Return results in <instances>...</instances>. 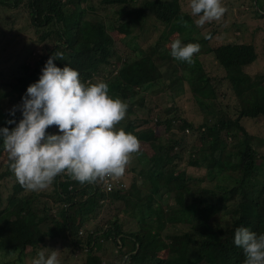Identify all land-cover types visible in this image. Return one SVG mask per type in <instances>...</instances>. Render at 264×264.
<instances>
[{
  "label": "trees",
  "instance_id": "obj_1",
  "mask_svg": "<svg viewBox=\"0 0 264 264\" xmlns=\"http://www.w3.org/2000/svg\"><path fill=\"white\" fill-rule=\"evenodd\" d=\"M103 1L107 4L99 13L104 15L106 24H101L111 28L110 23L115 18L124 17L122 27L112 29L122 33L125 30L127 35L132 31L122 42L130 53L122 51L119 56L113 55V41L101 36L94 38L88 31L86 35L90 23L82 17L85 10L95 8L92 0H0V5L25 14L37 45L23 48L24 58L15 61L17 66L13 71L17 74L5 91L13 92L22 102L28 85L39 79L46 60L55 51H61L65 59L54 63L61 68L67 64L77 70L82 83L106 82L109 96L129 105L116 129L135 135L140 141L139 152L143 150L148 155L145 167L126 166L125 173L132 174L131 183L137 179L148 183L155 203L152 207L149 200L133 201L131 212L138 228L126 230L119 222L125 208L117 204H128L130 190L122 192L121 184H112L111 190L106 191L102 181L81 185L61 175L45 190L26 191L12 177L8 160V169L0 172V178L10 182L8 191H0V250L14 254L17 261L23 262L24 254L37 252L38 248L30 247L44 248L46 240L59 238L60 243L70 245L72 251L84 254L81 264H243V250L234 244L235 229L244 226L257 234L264 233V181L252 177L259 156L253 143L257 141L262 144L261 148L264 146V69L253 74L245 71L256 59V47L251 43L227 42L206 48L211 69L209 74H204L205 78L196 76L195 81L206 83L200 88H208L203 91L207 98L215 99L218 94L226 93L233 96L236 105L231 109L228 106L212 109L214 118L194 128L172 96L169 106L163 109L154 104L150 109L142 96L138 102H133L141 92L157 95L186 83L182 68L180 70L170 55V48L160 46L162 36L155 43L158 46H152L149 52L144 50L140 39L149 30L159 34L168 27L170 32L183 34L195 26L197 17L191 15L187 0ZM254 6L256 8V3L248 0L250 17L262 16L260 12L264 9ZM70 19L72 23L66 27ZM182 21H187L190 27L185 28ZM209 33L212 37L214 30L205 34ZM205 34L201 38L192 37L191 42L203 46L209 40L204 38ZM118 41L121 43V38ZM43 43H48L49 49L34 55L36 47H40L39 51L45 49ZM153 56L156 60L168 61L160 67ZM114 57L118 59L116 64L111 62ZM194 59L200 61L198 54ZM114 66L117 67L99 76L103 67ZM216 72L221 75L217 76ZM9 119L18 123L22 119L21 111L14 117L10 114L4 117L0 128H14L15 124L7 123ZM251 127L259 133L252 132ZM156 130L163 131L168 139L162 141ZM187 130L195 134L197 143L190 145L186 163L207 171L238 172L236 185L229 189L218 184L206 186L187 180L186 174L177 171V163L182 161L185 152ZM47 131L56 133L58 129L50 127ZM226 139L232 144L227 152ZM139 152L131 156L140 158ZM125 173L120 178L125 177ZM171 195L173 202L167 204L165 200ZM228 200H234L236 206L228 210L233 215L223 216L225 224H222L217 212L224 211ZM97 213L100 218L89 226V219ZM145 219L149 220V227L143 229ZM174 222L186 224L183 231L170 233L171 240L181 247L171 245L169 238L163 237V230ZM108 241L115 244V252L108 255L105 262V258L101 259L96 253L105 252ZM53 250L56 248L46 254ZM56 251L59 255V246Z\"/></svg>",
  "mask_w": 264,
  "mask_h": 264
},
{
  "label": "clouds",
  "instance_id": "obj_2",
  "mask_svg": "<svg viewBox=\"0 0 264 264\" xmlns=\"http://www.w3.org/2000/svg\"><path fill=\"white\" fill-rule=\"evenodd\" d=\"M190 9L191 15L198 17L194 21L197 27L221 21L227 11L221 0H190ZM182 24L190 27L187 21ZM204 38L210 39L211 34ZM200 51L198 43L182 44L176 39L170 44V55L189 66L194 65V56ZM64 59L61 51L48 57L39 79L28 85L22 103L9 110L14 117L19 109L22 119L18 123L7 120L8 124H15L11 130L0 128L9 170L26 191L33 192L47 189L61 175L81 185L98 181L105 184V179L123 185L120 177L131 155L140 150L135 135L116 129L129 105L109 96L106 82L82 83L77 70L54 63ZM51 126L58 131L49 133ZM105 190L111 188L105 184ZM234 244L243 250V264H264V233L238 227ZM39 249L45 250V246L37 249L31 264H60L56 250L46 254Z\"/></svg>",
  "mask_w": 264,
  "mask_h": 264
},
{
  "label": "rangeland",
  "instance_id": "obj_3",
  "mask_svg": "<svg viewBox=\"0 0 264 264\" xmlns=\"http://www.w3.org/2000/svg\"><path fill=\"white\" fill-rule=\"evenodd\" d=\"M119 1V0H118ZM232 0H221L223 6L226 7L227 11L225 15L222 17L221 21H213L210 23H206L203 27H197L196 25L193 26L191 29L187 30L183 34H177L174 32H170L168 27L165 28L158 34L156 31H148L149 33L140 39V44L144 46V50L146 52H149V50L152 48V46H158L156 41H158V38L162 36L163 38L160 40V46H166L167 48H170V44L172 41L179 39L182 44H188L193 43L191 42L192 37L201 38L208 30H214V33L212 34V37L207 40L206 43L201 46V51L198 53V57L200 58V61L195 60L194 65L189 66L187 63L180 62L176 59H174L177 66L182 68L183 75L186 77V83L182 82L178 86H173L171 88H168L165 90L162 94L157 95H150L143 92L140 93V95H137L133 98V102H138L141 99V96L144 98V103L147 107L151 109L152 105H157V108L163 109L167 106H169L170 102V96H172L175 105L179 106L183 110V115L186 117L187 120L192 121L194 128H196V125L201 123L202 121L213 119L212 117V109H216V107H220L221 109L225 108V106H228V109L233 108L234 105H236L235 99H233L232 95H228L226 93H223L224 87L222 89L223 94H218L215 99H209L203 92L204 90L208 89L206 87L200 88V85L204 86L206 83H201L199 81H195L196 76H201L205 78V73H208V70L211 68L209 67L208 63L210 62L209 55L207 53V50L209 48H213L219 44L232 42V43H251L256 48V59L248 64L245 68V71L249 74H253L255 72L261 71L264 69V12H260L262 16L258 18H251L250 12L251 10L248 9V0H240V1H232ZM253 3H256V8L260 7L264 9V0H253ZM107 3L103 0H92V5L95 7L93 10H85L82 19L86 20L90 23V29H86V35L87 31L88 34L92 37L96 38L98 36L104 37L107 40L113 41L115 44L112 46V49L114 50L113 55L119 56L121 52H128L130 53V50L128 47H124L122 44L123 41H126L129 35H132V31H129V34L127 35L126 31L123 30L122 32L114 31L112 27L114 28H120L123 25V21H125V18L122 16H119L118 19L112 21L111 28H107L105 17L102 13H99L102 8ZM187 4L190 6V0H187ZM81 8H83V5H80ZM188 6V10H189ZM255 8V6H254ZM255 8V9H256ZM98 16V17H97ZM198 18V17H197ZM195 18V19H197ZM97 23H96V22ZM150 22H153L149 20ZM101 22H104L101 24ZM72 23V19L66 22V27H68ZM101 24V25H99ZM99 27V28H98ZM99 29V30H98ZM147 30V29H145ZM137 32V31H136ZM164 32V33H163ZM163 33V34H162ZM162 34V35H161ZM127 35V36H124ZM35 35L33 34V28L30 26V22L28 18L25 16L24 13H21L20 11L16 10L15 8L9 9L8 7H5L3 5H0V91H3L0 95V121L3 120L4 117H7L9 113V110L13 108L15 105L21 104V100H19L13 92H8L5 90H8V83L15 78V74H17L14 70V68L17 66L15 61H20L22 58H24V51L23 48L25 46L29 48L37 46L35 44ZM121 38V43L118 41V39ZM136 41V40H135ZM26 43H29L28 45ZM31 44V45H30ZM45 46V49L41 48V51H39L40 47H36L33 51V54L39 55V53H43L47 49H49L50 45L48 43H43ZM200 44V43H198ZM208 48V49H206ZM206 50V51H205ZM205 51V52H204ZM135 54H138L137 52ZM154 57V56H153ZM155 63L157 66H163L167 61H160L156 60ZM116 60H118L116 57L111 59V62H114L116 64ZM202 63V64H200ZM33 64H31V67ZM118 66V65H117ZM117 66H114L112 68L103 67L102 72L99 74L104 75L106 73L107 69L111 70L116 68ZM30 67V69H31ZM211 74H214L211 72ZM217 76L221 75V72H216ZM17 109L15 113L18 111ZM213 110V111H214ZM227 110V109H226ZM260 124V123H259ZM256 124V127H258ZM53 129H57L56 126H51ZM252 128V127H251ZM159 131V130H156ZM259 133V130L256 128H252V132ZM158 134L160 135V138L162 141L168 139L167 135H164L163 131H159ZM186 139L184 143L185 152L182 158L181 162L177 163V171L183 172L186 174L187 180L192 182H197L200 184H205L206 186H214L216 184L223 186L224 189H229L231 186L236 185V182L238 181L237 178L239 177L238 172H234L233 170L227 169L221 172L218 171H207L204 167H192L186 163L188 150L190 148V145H196L195 140V134L191 131H185ZM224 142V140H222ZM225 152L230 151V147L232 144L228 142V139L225 140ZM253 146L258 151V158L255 161L256 169L252 175L255 179L258 181L263 180L264 181V146L262 147V144L255 141L253 143ZM140 158H136L131 156L132 158L127 165V167L135 166V167H145L146 166V159L147 154L146 152L142 150V152L138 153ZM192 157V156H191ZM8 156L7 153L4 151L3 148V142L0 140V172H2L5 169H8ZM126 170V169H125ZM127 173V172H126ZM125 173V174H126ZM225 173V174H224ZM231 175V176H229ZM131 173H127L125 177H123L120 181L123 185H118L122 189L121 191L130 190V195L127 198L128 204L123 205L121 202H118L119 207H124L125 211L122 210V215H120L119 222L121 223V227L123 229H137V221L136 218L131 212L132 209V202L136 201L137 203H140L142 201L149 200L152 207L155 203L153 200V192L150 190V185L146 182H141L139 179L134 181L135 183H131ZM12 177L15 180L14 174H12ZM252 182H254L253 178H250ZM187 181V182H189ZM250 181V183H251ZM10 182L8 179L0 178V191L6 192L9 190ZM0 192V198L2 196V193ZM235 195H238V192L235 193ZM166 203H172L173 202V195L168 197L166 200ZM227 207L224 209H220L217 214L218 219H222V224H225L224 219L229 218L234 213H229L228 210L232 209L234 210L236 206V202L234 200H228L226 202ZM246 208H249V205L246 206ZM225 218H224V217ZM100 218L99 214L97 213L94 217L89 219V226H93L98 219ZM144 227L143 229H146L149 227V220L145 219L144 221ZM151 222V221H150ZM152 223V222H151ZM186 229V224L180 223V222H174L173 224H169L167 228L163 230V237L167 236L170 240L171 245L175 247H181V244H176L171 239L172 232H180ZM51 235V234H47ZM53 235V234H52ZM45 250L39 249V251L44 250L46 253L49 252V250L56 248L59 246L60 251L58 255V259L60 261V264H81L83 259V253L79 255L78 251H72L71 246L69 245L66 247L63 243H60L59 238L55 240H46L45 241ZM106 251L105 252H98L96 255L100 256L101 259L106 257L115 251L113 250L114 244L111 241H108L106 243ZM29 247V246H27ZM39 247H30V249H36ZM38 251V252H39ZM182 251V250H181ZM37 253H27L24 254L23 262L17 261L14 254L9 255L6 254L3 250H0V264H4L5 261H10L9 264H31L32 260L36 258ZM103 262V261H101ZM104 262V263H105Z\"/></svg>",
  "mask_w": 264,
  "mask_h": 264
},
{
  "label": "built area",
  "instance_id": "obj_4",
  "mask_svg": "<svg viewBox=\"0 0 264 264\" xmlns=\"http://www.w3.org/2000/svg\"><path fill=\"white\" fill-rule=\"evenodd\" d=\"M105 184H106V188L110 189L112 182L110 181V179H105Z\"/></svg>",
  "mask_w": 264,
  "mask_h": 264
}]
</instances>
